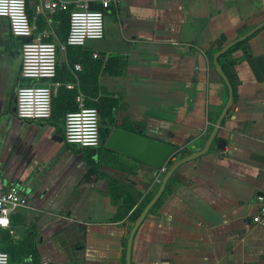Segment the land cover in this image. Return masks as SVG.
Masks as SVG:
<instances>
[{"label":"crops","instance_id":"0c3cea01","mask_svg":"<svg viewBox=\"0 0 264 264\" xmlns=\"http://www.w3.org/2000/svg\"><path fill=\"white\" fill-rule=\"evenodd\" d=\"M37 2L27 0L30 21L63 36L67 13L37 16ZM105 13L112 21L97 44L59 49L55 79L74 82L70 66L78 62L87 101L116 102L111 128L156 131L176 154L201 150L228 98L212 55L264 20V0H117ZM20 46L0 17V172L31 204L11 215L12 226L28 225L42 264H125L134 221L114 219L123 198L111 200L109 180L131 193L134 208L163 174L109 153L105 141L93 168L86 157L94 149L65 143L63 116L76 109L75 89L51 86L48 120L18 118L15 89L31 82L20 77ZM220 63L232 105L208 151L172 173L133 236L130 264H264V225L251 221L264 191V27ZM111 157L126 169L105 163Z\"/></svg>","mask_w":264,"mask_h":264},{"label":"built area","instance_id":"2783aa9c","mask_svg":"<svg viewBox=\"0 0 264 264\" xmlns=\"http://www.w3.org/2000/svg\"><path fill=\"white\" fill-rule=\"evenodd\" d=\"M96 3L102 9H93ZM117 0H38L35 15L52 16L58 11L68 15V30L64 40H60L50 26L37 29L27 12V0H0V17L7 19L11 35L21 40L20 77L31 82L20 84L15 89V115L24 120H48L52 115V87L65 86L75 89L76 109L63 116V139L69 145L97 149L100 144V112L96 107L86 105L88 97L78 86L80 63L71 64L74 82L57 81L58 48L66 46L85 47L89 40H100L104 35V11L116 6ZM50 37V38H49ZM48 39V40H47ZM50 39V40H49ZM93 53V57H98ZM47 81L48 83H46ZM172 156L159 166L164 174ZM259 207L251 221L264 225V191L259 198ZM19 209H31L27 194L15 182L7 181L0 172V229L7 230L15 237L11 215ZM135 207L130 211V213ZM9 253L0 249V264H9Z\"/></svg>","mask_w":264,"mask_h":264},{"label":"water","instance_id":"95a60500","mask_svg":"<svg viewBox=\"0 0 264 264\" xmlns=\"http://www.w3.org/2000/svg\"><path fill=\"white\" fill-rule=\"evenodd\" d=\"M263 27H264V20L257 23L252 28L247 30L245 33L239 35L237 38L228 42L226 45H224L223 47H221L220 49L216 50L213 53L212 63L216 72L223 80V82L225 83L228 89V98L218 119L216 120L212 132L210 133L209 137L207 138L204 144V147L201 150L192 152L187 155H182L181 153L176 154L173 145L168 142V139L162 138L160 135L157 134L156 131H153L151 129L145 132L142 131L141 129H138L137 126H135V131L126 130L119 126H114L111 129L104 128V132L107 135L105 140V147L113 151H116L120 154L147 163L151 166L159 167L165 159H168L171 156H173V154H176V158L169 163L166 172L163 174L157 191L154 193L151 199L146 203L143 209L139 212V214L137 215V217L133 222V225L129 231L128 239L126 242L125 264H130L132 240L137 228L144 220L148 212L155 206L156 202L159 200L172 173L177 169L179 165L187 161L193 160L205 154L208 151L212 140L214 139V137H216L221 127V123L227 113V110L232 105L233 97H234L233 87L229 77L225 73L222 64L219 61L220 57L229 48L236 45L237 43L247 40L251 35H253L255 32H257ZM59 139L61 140V137H59ZM225 144L226 141L224 138L218 139L219 149H224Z\"/></svg>","mask_w":264,"mask_h":264},{"label":"trees","instance_id":"16d2710c","mask_svg":"<svg viewBox=\"0 0 264 264\" xmlns=\"http://www.w3.org/2000/svg\"><path fill=\"white\" fill-rule=\"evenodd\" d=\"M91 8L93 9H102L100 5L93 3L91 5ZM105 11V10H103ZM68 30V22L66 19H64V25L62 28V40H64L66 33ZM246 42H240L237 43L236 45L232 46L229 48L221 57L226 56L230 52L236 50L240 46H242ZM73 47V46H72ZM75 47V51H78L79 47ZM79 52V51H78ZM80 53H77V55ZM79 56V55H78ZM86 60V59H84ZM220 61V60H219ZM84 61V69L85 72L88 71L87 69L89 68V65L85 63ZM87 68V69H86ZM225 73L227 74L226 68H223ZM87 106L90 107H96L98 108L100 112V118H101V124H100V140L101 144H104L106 134L104 132V123H108L109 126L108 128L110 129L112 125L115 124V115H114V108L116 107V102L114 99L105 97L100 100V102H92V101H87L86 102ZM118 126V125H116ZM109 153H113L111 149L105 148ZM97 152L96 149L92 150L87 157H86V162L88 165H90L93 168H96L97 166V161L93 159V155H95ZM109 165L121 168V169H126L123 164H121L116 157H111L108 162H105ZM170 181V180H169ZM107 193L110 195L111 200L116 203L117 199L123 198V203L119 210L117 211L114 219H120L124 215H127L130 217L132 221L135 220L139 212L143 209V207L146 205V203L151 199V197L146 198L141 204L135 207V209L130 213V211L133 209L132 207L135 205L136 200H133L131 197V193L123 188V185L116 179H110L109 184H108V191ZM157 204V202H156ZM132 208V209H131ZM130 213V214H129ZM0 245L3 246V250L9 253L10 256V263L9 264H41L40 262V255L36 249L33 236L31 237H26L24 239H17L14 240L12 237L9 235L7 230L0 229Z\"/></svg>","mask_w":264,"mask_h":264},{"label":"rangeland","instance_id":"374dc122","mask_svg":"<svg viewBox=\"0 0 264 264\" xmlns=\"http://www.w3.org/2000/svg\"><path fill=\"white\" fill-rule=\"evenodd\" d=\"M111 21H112V16L109 15L108 13H105V14H104V17H103L104 30L107 29V26L110 24ZM62 37H63V36H60L59 39L62 40ZM86 44H87V45H89V44H90V45H91V44L95 45V44H97V41H95V40H89V41L86 42ZM58 51H60L59 48H58ZM58 53H59V52H58ZM58 53H57V59H58ZM97 109H98V108H97ZM108 126H109L108 123H104V124H103V127H104V128H107ZM28 228H29L28 225H25L24 227L16 228V229H15L16 236H15V237H12V239L17 240V239H24V238H26V237H31V236H33V235L30 233V231H29ZM33 240H34V238H33ZM34 243H35V241H34ZM0 249L3 250V246H2V245H0ZM3 251H4V250H3ZM40 262H41V260H40ZM41 264H42V263H41Z\"/></svg>","mask_w":264,"mask_h":264}]
</instances>
